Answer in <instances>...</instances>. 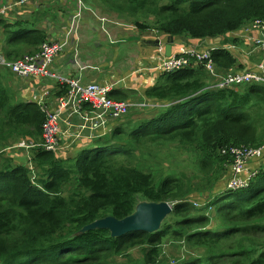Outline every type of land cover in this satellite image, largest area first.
<instances>
[{
  "label": "trees",
  "instance_id": "16d2710c",
  "mask_svg": "<svg viewBox=\"0 0 264 264\" xmlns=\"http://www.w3.org/2000/svg\"><path fill=\"white\" fill-rule=\"evenodd\" d=\"M84 1L132 26L144 44L156 35L175 43L217 40L264 20V0ZM1 24L7 48L0 55L8 61L23 57L21 46L36 52L47 37L43 30L14 32L17 25ZM212 56L218 74L252 70L223 47ZM11 76L0 66V264H264V155L248 187L234 191L227 190L231 158L222 154L264 145V83L219 89L202 64L166 72L136 98L158 106L130 113L92 148L80 141L83 147L63 156L30 148L24 162L10 151L42 142L46 115L36 103L18 101L5 86ZM111 95L129 100L127 93ZM169 145L189 156L191 168L166 171L163 163L161 175L142 169V159L156 162L157 151ZM196 200L205 203L198 207ZM143 201L173 206L158 232L81 233L100 219L132 215ZM167 240L177 245V259L165 255Z\"/></svg>",
  "mask_w": 264,
  "mask_h": 264
},
{
  "label": "built area",
  "instance_id": "2783aa9c",
  "mask_svg": "<svg viewBox=\"0 0 264 264\" xmlns=\"http://www.w3.org/2000/svg\"><path fill=\"white\" fill-rule=\"evenodd\" d=\"M28 1L33 0H2L0 2V20L16 9V7L25 5ZM66 1L72 3L76 9L73 8L71 10L72 17L61 37L45 32L46 40L39 49L32 54L24 55L17 61H8L0 55V66L8 69L16 77L42 82L54 81L57 83V87H61L64 90L62 95H58L53 93V88L43 87L35 94L39 96L38 103L41 111L46 115V122L43 125L41 144L29 142L25 145L26 148L40 147V149L55 154L59 153V151L62 153V149H64L63 138H65V134L63 133V126L67 127V133L76 128L78 130V138L83 137V133H88L90 134L89 137H93L94 133L101 129L106 131L110 121L122 119L129 115L132 110L158 106L149 104L145 98H143L145 100L137 103L115 100L111 97L113 85L85 84L81 74L71 78L54 71L55 60L66 51L70 44L74 46L75 52H78L80 48L81 22L86 5L84 0ZM86 11L88 12L87 7ZM98 19L102 22L103 31L108 33L105 19L100 16H98ZM241 31L244 34V37H242L246 41L252 42V45L255 46V49H246L247 43L241 46L243 51L241 63L250 65L248 57L258 50L263 54L262 62L257 64L256 71L233 70L225 75L218 74L212 56L213 50L221 47L231 53L235 50V47L219 44L208 50H200L191 46L180 47L171 57L159 58L158 66L154 70L161 75L166 72L178 71L192 64H202L210 73V76L216 79L215 84L211 85L219 89L252 83H264V20H257ZM158 50L159 54L162 55L165 53L166 48L163 44H159ZM142 97L144 96L141 95ZM48 100L52 103L53 109L49 107ZM74 118L80 119L82 123L75 124ZM222 154L231 158L232 174L227 184V190L237 191L248 187L251 178L259 173L257 171L250 173L248 165L250 162L263 157L264 146L260 148L231 147L229 150H223ZM197 206L200 207L201 204Z\"/></svg>",
  "mask_w": 264,
  "mask_h": 264
},
{
  "label": "crops",
  "instance_id": "0c3cea01",
  "mask_svg": "<svg viewBox=\"0 0 264 264\" xmlns=\"http://www.w3.org/2000/svg\"><path fill=\"white\" fill-rule=\"evenodd\" d=\"M1 1L2 0H0V2ZM18 7L19 8L16 7V9L9 12L0 21H6L9 24L17 25V27L13 29L14 32H23L25 30L35 32L37 30H43V32L56 37H61L63 35L65 28L69 25L72 17L71 10L73 8L76 9L72 3L66 0H33ZM86 7L88 12L86 11ZM84 11L85 13L81 22L79 51L75 52L74 46L70 44L66 51L55 60L53 66L54 71L71 78L81 74L85 84L98 83L102 85H113V92L111 94L114 92L127 93L129 98L127 101L136 99L138 96L132 98L136 93L141 97L148 88L155 87L160 73L155 71L154 68L158 66L159 58H166V50L164 54L160 55L158 46L159 44H163L166 48L170 39L167 36H158L155 34L156 37L153 36L150 43L148 42L144 44L137 40L139 36L136 35V33L133 35L131 34V31L127 30L126 32H123L122 30L117 29L114 26V19L95 13L96 10H92L87 5L85 6ZM98 16L105 19V26L108 33L103 31L102 22L98 19ZM6 33L7 29L1 24L0 49L7 48L5 47ZM110 34L116 40L112 44L106 42V36H109ZM133 44L139 45L138 47H140V49L138 48V50H135L132 46ZM172 44V54L178 51L181 44H183V46H191L200 50H208L218 44L222 45L218 39L198 41L181 40L176 41V43L173 41ZM19 48V51L23 52V56L32 54L29 51L30 49L26 46H21ZM103 50L106 51L105 59L108 61L102 63V59H99L100 57L96 52ZM102 57L104 56L102 55ZM108 64L112 67V70L109 73L103 69ZM5 86L16 94V98L19 102L36 103L40 110L41 107L38 103L39 96L35 94H37L43 87L53 88L52 91L55 94L57 91V83L54 81L42 82L37 80H26L15 76H13V78L12 76L7 78ZM48 104L49 107L53 109V105L49 100ZM75 123L79 124L80 122L75 121ZM66 129L67 127L63 126L65 138H63L64 150L62 151V154L71 149L74 151L79 150L83 147V141H88V144L94 142L101 138L102 135L110 133L112 127H108L106 131L101 129L94 133L93 137H89L90 134H88V137L81 138L77 137V129H72L69 133L66 132Z\"/></svg>",
  "mask_w": 264,
  "mask_h": 264
},
{
  "label": "rangeland",
  "instance_id": "374dc122",
  "mask_svg": "<svg viewBox=\"0 0 264 264\" xmlns=\"http://www.w3.org/2000/svg\"><path fill=\"white\" fill-rule=\"evenodd\" d=\"M95 13H98L101 16H105V17L111 18V16L102 13L100 9L96 10ZM111 19H114L115 20L114 26L117 29H120L123 32H126L128 30V31H131V34L134 35V33H136V35L140 36V34L137 31H135L134 28L132 26L128 25L127 23H125V22H123L121 20L115 19V17L114 18H111ZM242 36L244 37V34H243L242 31H240V32H238L236 34L230 35L229 37H220V38H218V40H220V44H222V46L224 44V45H227L228 47H232V48L235 47V50H234L235 53L233 52V54L239 60V63L242 60L243 51H242L241 46L243 44L247 43V46L245 47L246 49H253V48L255 49V46L252 45L253 43L250 42V41H246L245 38H243ZM108 38L110 39V42H109V39ZM235 38L239 39L240 41L238 43H234L232 40L235 39ZM115 41L116 40L112 37L111 34L109 36H106V42L107 43H111L112 44ZM132 46L134 47L135 50H138V48L140 49V47H138L139 45L133 44ZM96 53L99 55V57H100L99 59L100 60L102 59V61H101L102 63L105 62V61H108L107 59H105V56H106V51L105 50H103V51H97ZM102 55L104 57H102ZM262 58H263V54L259 50L257 52H255V53L251 54L248 57V60L253 65V66H251V69H252L251 71H256V66H257V64H259L260 62H262ZM123 66H124V63H123ZM123 66H121V67H123ZM245 67H248V66H245ZM103 69H105V71L109 73V72H111L112 67L108 64ZM246 71H249V70H246ZM100 72L102 73L101 70H100ZM100 72H98V73H100ZM215 82H216V79H214V78H211L209 80V83L210 84H214ZM139 101H140L139 99H132L131 100V102H133V103H137ZM138 110H143V109L140 108V109H137V111ZM144 111H146V110H144ZM144 111H141V112L145 113ZM135 112H136L135 110H132L130 113H132L134 115ZM126 119H127V117H124V118L119 119V120H116V121H110V123L108 125H109V127H112V125H115L116 123L119 125L122 122L127 121ZM40 144H41V142L39 143V145ZM93 146H94L93 143H89L85 148L86 149H90ZM36 148L38 149L40 147H36ZM154 149H156V147ZM62 150H64V149H62ZM30 151H31V149L30 148H26V146L24 144L22 146L16 147V149L14 148L13 150H11L10 151V154L12 156H14V158H16L17 161L27 162L30 159ZM176 152L177 151H176V149H175V147L173 145L165 146L160 151H157L156 156H154L155 159H156V162L154 161V159L152 157H149V159H147V160L142 159V162H143L142 167H143V165H144V167L145 166H148V167H145L146 170H148V169L150 171L152 170L153 173H157V171H159V175H161V173H162V170H159V168H160L159 166H160V164H163V163H164V165H163L164 168L165 167H168L169 168L166 171H173V169L180 170V171L181 170H188L186 167H184L183 164H187L191 168L189 156L184 155V154H176ZM93 154H97V152H95V150H94ZM57 155H62V153L59 151V153H57ZM172 156L175 157L173 159V162L170 161V162L167 163L166 162V159H171ZM135 160L136 161H139L138 159H135ZM182 160H184L183 163H181ZM258 160L259 159H256L255 162L252 161L253 163L252 162L249 163L248 170H249L250 173H253L255 171L259 172L258 169H259L260 163L257 165V161ZM255 165H257V166L254 167ZM144 167L142 169H144ZM36 175H37V173H36ZM217 188H218V186H217ZM203 202L205 203V200H201V201L196 200L195 205L196 204L198 205L200 203H201V205H203ZM213 222H214V224L217 223L216 220L213 221ZM164 244L165 245L163 246V249H164L165 255L171 256V257H174V258L177 259V257L180 255V252L176 249L177 245H175L174 243H172L170 240L165 241ZM181 251H184V250L181 249Z\"/></svg>",
  "mask_w": 264,
  "mask_h": 264
},
{
  "label": "water",
  "instance_id": "95a60500",
  "mask_svg": "<svg viewBox=\"0 0 264 264\" xmlns=\"http://www.w3.org/2000/svg\"><path fill=\"white\" fill-rule=\"evenodd\" d=\"M172 42V40L169 41V44L166 47V57H171L172 55ZM172 211L173 206L170 203L143 201L139 203L132 215L122 220H118L112 216L100 219L83 228L81 233L93 230H108L113 238H120L128 233L140 231L152 234L160 230L162 223Z\"/></svg>",
  "mask_w": 264,
  "mask_h": 264
}]
</instances>
